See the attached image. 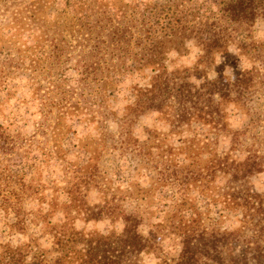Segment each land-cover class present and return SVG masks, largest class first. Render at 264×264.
<instances>
[{
    "label": "trees",
    "instance_id": "obj_1",
    "mask_svg": "<svg viewBox=\"0 0 264 264\" xmlns=\"http://www.w3.org/2000/svg\"><path fill=\"white\" fill-rule=\"evenodd\" d=\"M55 1L0 0V186L14 199L2 197L3 204L13 206L9 233L25 230L28 216L20 201L45 187L42 170L53 177L52 184L58 173L67 177L63 187L55 186L59 196L47 202L46 210L29 214L41 227L39 239L51 240L50 248L43 250L36 237L21 246L9 243L0 264H27L28 255L31 264H142L155 249L156 234H142L143 213L125 209L123 197H151L154 203L159 182L175 176L180 200L171 229L180 251L172 264H264V194L250 186L264 161L251 153L236 158L240 136L230 128L229 113L232 104L244 109L261 70L233 66L228 77L207 76L217 56H231L234 44L251 63L264 61L257 59L262 57L244 31L264 20V0H63L64 9L54 12ZM210 5L220 6L217 16H208ZM187 41L199 49L195 65L170 70V56L182 53ZM125 76L139 82L130 88L131 99L119 117L113 105ZM192 76L202 84H193ZM12 99L24 108L35 106V135L25 138L19 128L27 120L6 112ZM147 114H155L168 130H146L139 140L132 129ZM106 121L117 123L115 135L103 132ZM74 124L82 125L85 135L70 144L77 134ZM220 139L228 140L227 150L220 148ZM108 150L120 163H132L137 180H152L158 170V181L151 184L157 191L137 182L127 195L107 187V172L98 163ZM71 153L75 159L66 160ZM192 190L209 207L211 228L199 224L202 212L184 198ZM92 192L98 200L90 203ZM56 212L63 214L62 222H52ZM77 218L121 221L123 228L77 229Z\"/></svg>",
    "mask_w": 264,
    "mask_h": 264
},
{
    "label": "rangeland",
    "instance_id": "obj_2",
    "mask_svg": "<svg viewBox=\"0 0 264 264\" xmlns=\"http://www.w3.org/2000/svg\"><path fill=\"white\" fill-rule=\"evenodd\" d=\"M158 1L164 2L165 0ZM205 1L208 2L209 0ZM214 2L216 3V1ZM63 9L64 1L56 0L54 3V12H60ZM181 9L182 7L180 6L179 1V11ZM219 10L220 6L217 7L210 5V8L207 10V14L210 17H214L218 15ZM63 18L66 19L68 17L64 16ZM244 31L247 32L246 34H248L246 41L249 43L254 42L256 46L254 48L256 50L255 53H259L262 57H258L257 59L264 60V20L261 18L255 20V22ZM239 39H243V37L239 36ZM242 53V50L239 49L235 44L231 45L229 47V54L231 56L229 58L221 55L217 56L214 67L208 71L207 76L209 79H214L218 77L219 73H223L224 76L228 77L232 73L233 66L238 69H244L249 68L251 65H255L259 68V70H261L260 77L258 80H256L254 91L250 95V98L247 99L244 109H240V107L237 105L232 104L229 106V113L230 128L232 130L238 131L240 136L239 146L234 152L236 158L242 160L248 153H251L256 154V156L262 158L264 161V72L262 69L264 61H257L256 64H253ZM198 54L199 49L193 45L192 41L185 42L184 51L182 53L179 55L173 54L170 56L172 60L169 65L170 70L179 67H193L197 61ZM67 75L72 77L73 73L69 71L67 72ZM190 81L196 86H200L203 79L192 76ZM138 82L139 79L135 76H125L122 78V81L119 85L120 90L116 95V102L113 105V110L117 112L119 117L122 112V107L125 106L131 99L130 88L133 86V84ZM17 97H21V95L18 94ZM10 105L12 108H6V112H9L10 110L19 112L21 113L20 115H22L25 120H27L25 125L20 123L21 127L19 128V131L24 135V137L26 138L35 135L37 125L34 122L39 120V117L35 114L37 111L35 106L29 103L27 108H24L21 103L13 99L10 101ZM103 127V132H106L111 136L118 132V125L114 121L104 122ZM194 128H196V130L200 133L206 132V128L203 126L195 125ZM73 129L77 131V134L73 137L74 140L69 142L70 144L77 143V141L79 142L80 139L84 138L83 135H85V130L83 129L82 125L74 124ZM132 130L136 138L143 140L146 137V130L166 132L168 128L158 122L155 114H147L137 120ZM94 133L95 132L93 131L91 135H94ZM94 137H98V135ZM36 138L41 140V137L38 135H36ZM219 145L222 150H227L229 147L228 140L220 139ZM87 157V154L80 155V158L82 159H86ZM74 159L75 157L73 156V153H71L66 160L73 161ZM116 163L120 164V168L122 169L119 170L118 167H115ZM98 164L101 171L107 172L106 175H104L107 178V187L117 186L121 191H124L123 194H126L125 192L135 191V189H137V186L134 188L130 187L132 182H137L136 184H138L140 187H146L148 189H152V191L154 190L153 193L157 191L158 185H162V188L160 187L158 189V192H160L158 194V201L156 199L153 203L151 197L146 200H136L135 198L132 199L130 197L124 196L122 205L125 209L130 210L134 208L135 210L141 211L143 213L142 216L144 221L140 228L142 234L147 235V233L150 231H153L156 234L157 241L155 249L150 251L149 254L143 256L142 264H165V262L172 264L173 261L177 259L180 251L179 239L177 238L176 234H174V231H172L173 229H171L172 222L177 220L176 217L174 218V213L177 211L180 200V189L179 183L176 181V176L173 178L165 177L164 181L159 182L157 186L154 184L151 187L152 182L158 181L155 179V177L158 176V170L152 171L151 178L154 177L152 180L147 177L137 180L132 163H130L131 166L120 163L115 158L114 153H112L111 150L106 151L102 155ZM115 170L116 176H113ZM49 176L50 173L42 170L39 178L41 179L42 184L47 188L44 187L40 189L37 193V196L31 197L30 199L25 197L22 201H20L21 210L24 212V216L28 217L26 220L25 230L22 232L18 231V233H9L8 225L13 222V220H15L13 217V211L11 209L13 206L9 205V203L3 204V201L5 200L2 197L7 196L11 203H14V199L10 194H6L4 192L5 189L0 186V254L2 253L4 246L9 243L13 246H21L29 241L32 237L39 239L41 227L40 225H35L33 223L34 221L30 220L31 218L29 217V214H34L41 209L46 210L48 207L47 202L49 203L52 198L59 196V192H55V186L57 188L63 187L65 179L67 178L64 177L63 173H58L55 175V181L52 184L50 180L53 179V177L50 178ZM118 184L120 186H118ZM250 186L254 191L264 194V168L261 173L254 175L250 179ZM95 194V192L90 194V197L88 198L90 203L96 202V200H98ZM61 198H63V194L60 195L59 200ZM184 198H191L192 202H190V204L195 205L197 209L202 212L203 215L200 217L199 224H202L207 228H211V211L208 209L209 207L207 208V205L204 203L205 201L198 196L197 191L192 190L190 195ZM152 203L153 206L150 208V204ZM229 218L232 219L231 216H229ZM62 221L63 214L61 212H56L52 217V222L59 223ZM229 223L230 221L226 220L225 224L228 225ZM75 227L77 229L96 230L100 233H108L110 231L120 232L123 228V224L121 221L110 222L108 219L83 222L77 218L75 221ZM38 243L43 250H48L51 246V240L46 237L40 238ZM49 256H52V252H50ZM26 263H32L30 255H28Z\"/></svg>",
    "mask_w": 264,
    "mask_h": 264
}]
</instances>
